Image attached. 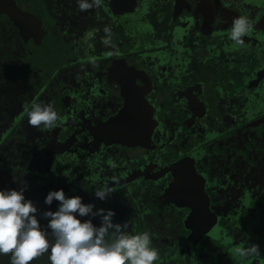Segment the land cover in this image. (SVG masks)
<instances>
[{
	"label": "flooded vegetation",
	"instance_id": "obj_1",
	"mask_svg": "<svg viewBox=\"0 0 264 264\" xmlns=\"http://www.w3.org/2000/svg\"><path fill=\"white\" fill-rule=\"evenodd\" d=\"M158 1L160 4L162 0ZM171 1H173L172 10L174 12L176 0ZM197 1L195 3L181 1L174 18L168 26L163 25L159 32L166 43V37L170 36L187 44L188 42L193 43V30H203V38L195 43L196 48L190 47L191 51L194 52L193 55H190L191 51L185 57L181 56V53H177L178 57L176 58L179 60L169 70L164 62L158 61L156 65L162 67L159 75L167 78L166 81L156 77L153 70L150 72L149 68H144L154 75L160 84H165L169 87L167 92H171L172 89L176 88L172 83L173 77L179 75L180 69L185 76L194 75L197 64H199V68L204 65L212 67L216 73L217 71H224L226 74L221 77L213 74L216 82L210 83L199 91L200 94L198 93L201 95L208 87L219 89V85H224L220 91L222 94L227 92L222 96V103L227 105L222 108L218 118L221 126L222 123H225L223 128L216 131L223 133L220 138H217L219 140L210 144L206 149L201 148V151H199L201 153L198 154L196 151L191 150L189 136L179 138L175 142L177 144H175L174 141H170V136L162 134L161 129L166 131L171 128L162 127L164 123L169 121H166L161 115L156 118L159 126L156 125V129L152 133L155 125L151 119L154 116L152 110H155L156 114L160 110L165 112V107L163 105L159 106L158 103L174 102L175 95L161 98L158 103L153 104L155 106L158 105V109L151 108L147 104L141 105L143 108L139 109L131 107L136 102L142 103L143 98L134 99L131 96H125L124 93H120L118 90L122 87V84L118 83L113 78V75L110 74L111 68L100 67L98 74L101 75V78L100 80H95L96 84L94 85V88L98 89L96 93L100 95L106 93V95L112 97L109 103H115L114 107L107 110L106 117L113 114V117H115L123 109L122 117L116 121L117 125L109 127L108 124L102 123L103 125L100 128L101 136L105 137V134L107 135L112 131L119 133V139L107 140V145H103L100 149L94 147L91 140L87 139V136H89V130L95 124L100 125L101 120L100 118H95L93 121L88 122L86 120L88 116L84 115L83 121L77 127L78 130L67 132L72 136V140L80 142L74 143L79 148L73 150L74 155L69 153L67 156L68 164H64V169H57L67 180L64 186L72 192L70 197L75 196L73 193H78L82 190H95L105 185L109 187L111 184L117 185L108 196L109 201L106 198L104 200L107 201L103 203V200L95 196L99 202H102L101 205H97L95 208L114 211L116 203L118 206L122 205L123 209L120 213L114 211L113 222L123 224L127 221L129 234L149 232L152 247L158 251V259L155 264H264V141H258L260 137L264 138V132L258 137V133H255L254 136L246 135L245 129H238V127L241 128L242 125L249 122L246 117L249 116L252 110H258V114L262 113L264 115V81H259L261 78L264 79V67L258 70V72H261L258 81H252V84H255L256 88L258 87V104L246 99L247 97L242 90L233 94L229 93L225 81L232 80L233 76L240 78L239 72L242 69L253 67V61L258 63V54L255 57L252 54H245L242 57L235 58L227 54L225 48H215L211 43V34L222 31L227 20L221 13L215 12L214 9L229 6L222 0L221 3L218 2L220 0H201L200 5H197ZM260 4L262 6V3ZM48 5L51 4L49 3ZM232 8L234 9H231L233 15H231V18L247 16L253 26H256L253 14L249 10L238 6V4ZM195 9L198 12H195ZM1 19L6 18L0 17ZM34 19L36 23L32 25L36 27L37 19ZM9 31L6 27V32ZM257 47L255 46V48ZM240 48L242 49V47ZM54 49L56 50H41L38 52L36 54V64L40 67L47 65L51 56H55L60 50V48ZM200 50L203 52L202 55L199 53ZM242 51L248 53L247 49ZM68 55L66 53L60 56L59 59H65ZM225 58L229 60L226 61L224 60ZM222 61L224 64L220 63ZM212 63L213 65H211ZM192 64L195 65L192 67L195 72L189 67ZM93 65L94 63L92 62H74L72 64L77 72H84V74H87ZM174 66L177 69H174ZM22 67L32 68L29 64H22ZM133 69L131 67L126 68L128 73H133ZM20 73L21 71L17 74ZM34 75H36V72H34ZM24 77L15 75L12 78ZM59 77V81L57 79V82L52 84L41 97L38 96L40 92L35 89L27 95L17 94L13 102L3 103L0 100V124L2 123V126H4L5 121L12 119L13 116L17 117L19 115L18 117H20L24 115V106L28 105L29 107L32 102L50 104L62 120L70 117L73 114V110L70 107L68 96L72 95V91L76 90L78 85L65 81L78 79L74 76L69 77L67 74H62ZM41 79L36 77L37 86H40ZM16 81L18 82V80ZM22 83L25 84L26 88V85H28L26 81H22ZM57 85L58 87L55 90ZM61 87L64 88L61 89ZM79 87L81 88V84H79ZM145 89L148 90V87L146 86ZM25 90H19V92H25ZM207 98L212 99L211 96H207ZM71 99L75 100L72 97ZM257 105L262 106L260 108ZM3 107L6 110L2 109ZM170 107L174 112L178 109L174 104H170ZM142 112L147 116L139 120V114L141 115ZM227 115L230 117H227ZM169 116H172V114ZM227 119L237 122V127L229 126L226 123ZM125 120L127 121L125 122ZM217 121L215 120L214 123L216 124ZM21 124H24L23 121ZM28 127L35 140L39 138L43 140L45 130ZM122 129H132L134 134L125 135ZM120 135L124 137L123 140L120 139ZM137 135L139 136V144L135 139ZM152 137L154 140L151 141ZM117 139L120 141H117ZM129 145H133V147L128 148ZM44 147L47 150V146ZM168 147L170 148L167 149ZM180 149L191 152L194 155L193 166L181 169V172L183 171L184 173L188 171L189 175L184 179L180 178L192 190L185 191L186 185L180 191L178 188L173 189L172 193L168 186L171 183L173 174L170 169H167V166L168 162L170 164L175 163L174 160L178 159L176 157L179 155ZM161 152H167L169 157H173H170L169 161L166 162L165 158L159 154ZM167 155L165 157H168ZM83 158L88 159V164L85 168L77 169L73 163L81 164ZM150 165L153 167L149 168ZM163 167H165L166 172ZM50 171V169L46 168L43 172L48 174ZM138 174L139 176L135 178ZM178 175L180 174L176 170V177ZM124 176L134 179L122 183ZM152 177L157 179L153 180L151 179ZM198 188H201L202 191H198ZM199 195L200 199L198 198ZM36 200L38 203L36 206L38 209L36 213L37 219L42 217L45 209L49 206H54L55 211L59 207V201L55 199L47 207L46 205L43 207V199L38 198ZM89 203L91 202H85V204ZM106 205H109V207ZM98 220H101V218H98ZM237 237L247 241L244 244H238ZM213 241L216 246L218 243L224 246L223 249H218L222 251H219L220 256H217L218 250L214 252V249L208 247L210 246L209 244L214 243ZM222 241L227 242L223 243ZM248 244H258L261 254L257 257L246 259L234 254V249L237 246H247Z\"/></svg>",
	"mask_w": 264,
	"mask_h": 264
},
{
	"label": "trees",
	"instance_id": "obj_2",
	"mask_svg": "<svg viewBox=\"0 0 264 264\" xmlns=\"http://www.w3.org/2000/svg\"><path fill=\"white\" fill-rule=\"evenodd\" d=\"M59 1L61 2L59 7L57 8L49 7L48 11L50 15H52L51 16L52 24L54 25L53 23L54 21L55 24L57 23L56 25L59 26V28L57 26L55 27L59 35L61 32L62 36L65 37L64 39L61 36H58L61 43L63 44L62 47H65L64 44L70 47L69 52L71 53L72 58L71 60L70 59H67V60L57 59V58L56 60H54L53 57H51L47 62L48 64L45 65L44 67H40L36 63H34L35 67L31 64L32 68H25L24 70L26 72V76L24 77V79L32 81L30 82L29 85H26V87L29 86V91L25 90V92H22V91L19 92V90L25 89V86H24L25 84H23L22 81L20 80H18L17 82L12 77H10L8 79V84H9L8 88H7V82H4V86L6 87V90L8 91L7 92L8 96L12 97L10 102H13L15 100V96L17 94L20 93L22 95H27L29 92H32L35 89H37V91L40 92L38 96L41 97L43 93L52 84L57 82V79L59 81L60 79L59 76L62 74H67L69 75V77L71 76L76 77L77 74L81 75L82 73L77 72L73 68L72 64L74 62L76 63V62H82V60H87V62L90 63L91 58L93 57L95 58V62L97 61V62L102 63L103 61L101 60L103 59L102 54L99 55L95 52H92V50L89 49L88 47L89 43L92 40L93 41L95 40L94 34L91 39L87 38L86 36L88 32H93L92 29H88V30L84 29V28H87V24L86 22H83L84 21L83 18L87 16L86 17L87 19L88 16H91L90 13L93 8L88 11H81L78 8L77 0L76 1L75 0H59ZM256 1H258V5L262 3V1L259 2L260 0H241V2L246 4V8L249 7L251 3H255ZM0 2H3L4 4H6L5 5L6 7L9 6L8 5L9 3H12L8 0H0ZM45 2L49 4L52 2V0H45ZM118 2H119V5L121 6L124 3L130 2V1L129 0H119ZM172 3L173 1H166L163 7H166L167 10L159 14L160 11H158L159 8L158 6H156V4L151 5L153 3L146 4L144 2V5H143V8H145L144 13L140 14V17L136 19V22L129 21L128 19H126V21H128L127 26L129 28V30L127 29L128 31L126 30V32L128 33L127 40H126V37L124 36L121 37L123 41H126L125 42L126 49H123L122 51H118L116 53L119 55L125 54L127 57L131 56L129 53V50L131 47L128 48V41L130 42L131 40H134V39L140 40V37H136V36H139V34H134L135 36L131 37L130 33H133L134 31H136L137 29H134V28L139 27V26H141V29L144 31V33L147 36L148 34L151 35L150 36L151 44L149 42H145L147 43V46L154 47V45L157 44V45H160L162 48L161 50L158 49L160 51L153 58L154 59L153 65H152L153 67L156 66V63L158 61H160V62H164L167 69L169 70L179 60L178 58H176L178 57L177 53H181V56L185 57L186 54L191 51L190 47L196 48L195 43L197 41L202 40L203 38V33H204L203 30H200V29L193 30L192 31L193 43L188 42L187 44L180 42V40H176L175 38H171L170 36L166 37L167 39V43H166L164 38L160 36L159 32L161 31L162 26L163 25L168 26L170 21L175 16V13L172 10V7H173ZM32 5L33 3L31 4L29 8H31ZM15 6L17 7L18 10H20L21 13L23 12V10L19 8L20 6H18L17 4ZM0 11H2V13H0V17L6 18V19L12 18L16 22L17 17L14 18L13 16H11L7 12V9L5 7L2 8V5L0 7ZM137 11L138 12L142 11V6L140 8H137ZM69 14H73V16L70 17ZM66 15L67 17H65ZM92 18L93 17L91 16V19ZM31 19H34V17H32ZM98 21H101V20L98 19ZM98 21L94 23H98ZM13 26L15 28L18 27V25L14 23H13ZM103 32H104V29H103ZM112 37H113L112 42H115L119 39V38H116L118 37V34L116 33ZM72 39L82 42L83 43L82 48H76L75 46H73V43L70 42ZM65 40L67 41V43L65 42ZM139 51H142V49ZM193 53L194 52L191 51L190 55H193ZM224 60L228 61L229 59L225 58ZM130 67L132 68V66ZM145 67L149 68L150 70L152 69L150 66H145ZM33 68L37 69L38 71L34 70ZM156 68L157 69L159 68L160 70H162L161 66H158ZM174 69H177V67L174 66ZM90 71H92V69ZM98 71L99 69L97 68L94 70L95 73L88 74L87 76L89 79L94 80L95 84H96L95 80L97 79L100 80L101 78V75L98 74L99 73ZM34 72H36V75H34ZM36 77L42 78L41 79L42 82L40 81L41 82L40 86H37ZM257 77L259 79V74L257 75ZM77 79L79 78L77 77ZM76 81L78 80H75V82ZM26 83L28 82L26 81ZM57 87L58 85L55 87V90ZM62 88L64 87H61V89ZM65 88H69V87H65ZM96 90L98 89H95V88L86 89L84 92L75 90V93L74 91H72V93L75 96L70 95L68 96V98L70 100V107L73 110V114L64 120H62V118L60 117V120L58 121L57 126L54 129L50 131L45 130L44 131L45 133L43 135V140H41L40 138L38 140H35L34 135H32V132L29 130L28 126L30 125L28 124V116H27L26 111H24V115L20 117H18L19 115L17 117L13 116L12 119H8L7 121H5L4 126H2V123L0 124V190H10V189L20 190L23 187L25 199L31 200L35 206H37L38 204L36 199L38 198L43 199L44 200L43 207H45V205L47 207L48 205L45 203V198L50 191H57V190L63 189L66 197L71 196L70 193L72 192L69 189H66V187L64 186L67 180L66 178L62 176V174L58 171L57 168L64 169V166H65L64 164H68L67 156L69 155V153L70 155H74L73 150H77V148H79V146L74 143H80V142H77V140L76 141L72 140L71 139L72 136L68 134L67 132L70 130L77 131L78 130L77 127L80 125L81 121H83L82 119L85 115V116H88V119H86L88 122L93 121V119L95 118H100L101 120L100 125L95 124L89 130V133H88L89 136H87V139L91 141L92 139H94V141H97L102 138V139H105L104 145H107V140H111V139L119 137V133H115L112 131L111 133H108L107 135H105V137H102L100 128L103 125L102 123L108 124L109 127L111 125H117L116 121L122 117L123 109H121L120 112H118L115 117H113L114 114L112 116L106 117L107 110L111 109V107H108V103L112 97H109L108 95H106V93H104L103 95H100L96 93ZM59 94H62V93H59ZM81 96H85V97L88 96L89 100L86 101L85 99L83 100V102H81L77 99V97H81ZM245 96L247 97V95ZM71 97L74 98L75 100H72ZM205 97L206 95L203 97V99H205ZM161 101H165V100H161ZM176 102H177V99L175 100V103ZM33 103L35 102H32L29 105V108L31 107ZM170 104L173 105V102L172 103L168 102L165 104L158 103L159 106L163 105V107H165V112H162L160 110V112L156 114L155 110H152L154 112V116L151 119L155 123L152 129V133H154L156 129L155 126L156 125L159 126L158 121L156 119L159 115H161L166 121H170L171 119H174L171 116H169L170 114L175 113L174 110L171 109ZM226 105H227L226 103H221L219 104V107L220 109H222ZM176 106H177V103H176ZM202 107L205 111L208 109V107L206 106L204 107V105H202ZM230 108H231V105H230ZM92 109L94 110L91 112ZM80 113H81V116H80ZM124 117H125V111H124ZM227 117H230V116L227 115ZM22 121L24 123L23 125L21 124ZM126 121L127 120H125V122ZM174 121L178 123L177 120H174ZM200 124L201 125H197L196 128L198 127L203 128V126L206 125L204 124V122H200ZM31 128L35 129L33 127ZM122 131L124 132L125 135L134 134V130L132 129H128V130L122 129ZM181 131L182 129L179 127H177V129H172V128L167 129L166 131L161 129L162 134L164 133V136L166 135L170 136L171 137L170 141H174V143L179 138L180 139L183 138L184 135ZM221 134L223 135V133L221 132L212 133L204 137V139L197 141L196 143H194V140L190 138V144H189L190 148L192 151H196V153L200 154L201 152L199 151H201V148L206 149L210 144H213L216 141H218L219 139L217 138H220ZM118 139L117 141H120ZM152 140H154L153 137L151 138V141ZM258 141L263 142L264 138L260 137ZM44 146H47V150ZM130 147H133V145L128 146V148ZM169 148L170 147H168L167 149ZM202 151L204 150L202 149ZM163 152L159 154L163 158H165L166 162L169 161L170 157H173V156L169 157L167 155L169 153L167 152L163 153ZM165 155H167L168 157H165ZM176 158L178 159L174 160L175 163L170 164L168 162V166H167V169H170L171 173L173 174L171 183L168 186L172 193H173V189L175 190V188H178L180 191L186 186V183H184L185 181L181 180L180 178L182 177L184 179L186 176L189 175V172L188 171L185 173L183 171L181 172V169L191 168L194 163V161L192 162V160H194V155H192L190 152H187L186 150L180 149L179 155H177ZM86 159L87 158H83V160L81 161V164H77V163H73V164L77 169L85 168V166L88 164V159L87 160ZM152 167L153 166L150 165L149 168H152ZM46 168L51 170L50 172H48V174L43 172L44 169ZM163 169L166 172L165 167H163ZM176 170L180 174L177 177H176ZM151 179L155 180L157 178L152 177ZM112 185H115V184H111L110 187ZM105 186H108V185H105ZM73 194L75 196H80L82 198L83 203H85L86 201H90L95 206L101 205L102 203L96 199L94 189H87L86 191L82 190V191H79L78 193H73ZM106 201L107 200H103V203H105ZM106 206L109 207V205H106ZM122 209H123V206L122 205L118 206V204L116 203L114 211L116 213H120ZM48 210H51L54 212L55 208L54 206H49L48 208L45 209V211H48ZM95 210L97 209L94 208V211ZM78 218L81 221L91 219L92 223L95 226H98L101 224V220H98V218H100L99 216H96V217H91V216L79 217L78 216ZM38 220L40 222L41 227L47 230L46 226L48 224V219L44 218L42 215V217L39 218ZM238 237H237L239 241L238 244L240 243L244 244L247 241L246 239L243 240V239H239ZM222 242L225 243L227 241H222ZM219 244L221 243H218V245ZM209 245L210 246L208 245L207 246L214 249V252L217 250L215 247H218V245L216 246L215 242ZM219 251L217 253V256L221 255ZM222 254H225V253H222ZM48 256H49V253H45L42 256L38 257L37 259H34L31 262V264H50ZM0 264H11L10 256L0 255Z\"/></svg>",
	"mask_w": 264,
	"mask_h": 264
},
{
	"label": "rangeland",
	"instance_id": "obj_3",
	"mask_svg": "<svg viewBox=\"0 0 264 264\" xmlns=\"http://www.w3.org/2000/svg\"><path fill=\"white\" fill-rule=\"evenodd\" d=\"M19 8L23 10V12L17 16L16 22L12 18L8 19H1L0 20V100L3 101V103L9 102L12 97H9L7 94L6 87L4 86V82H7V88H8V79L10 77H13L15 75L19 76H26L25 68L22 67V64H31L35 67L36 63V54L40 52L41 50H56L54 48H60L59 52L56 53L53 57L54 60L56 58H60V56L68 53L70 51V47L64 44L65 47H62L63 44L61 43L58 36H61L65 39L64 36H62V33L60 32V35L58 31L56 30V26L59 28L58 25H54L51 22V16L48 12V6H51L52 8H57L61 2L59 0H52L50 3L51 5H48L45 0H13ZM37 1V2H36ZM130 2H126L122 5L121 12L124 14L122 17V20L128 19L129 21L136 22V19L140 17L141 13H144L145 8H143L144 2L147 3H153L151 5L156 4L158 6V11H160L159 14L163 13L167 10L166 7H163L164 3L169 0H162L159 4L158 0H129ZM138 1V2H137ZM171 1V0H170ZM264 1L260 0L259 2ZM36 2L31 8L32 3ZM255 4L258 5V1L255 2ZM142 6V11H137V8H140ZM31 11V12H30ZM105 9L101 11V13H105ZM2 13V11H0ZM32 13V14H31ZM126 14V16H125ZM71 16V14H69ZM32 17L37 19V25L36 27H33V23H36L35 19H31ZM67 17V15L65 16ZM102 18H104L103 15H101ZM150 17V16H149ZM188 18V17H187ZM128 22V21H127ZM13 23L17 24L18 27L14 28ZM114 23V19H111V25ZM6 27L10 30L9 32H6ZM134 29H137L133 33H130V36H135L134 34H139L140 40H131L128 41V48H130L129 53L131 56L127 57L125 54L119 55L116 52L122 51L125 48V42H122L123 39H121V35H127V32H119L117 41L112 42L110 45H104L102 43L103 38V31L102 29L99 31L97 35V39L100 41H96L94 44H90L89 47L92 50V52H95L97 54L103 55L102 61V67H108L111 68L110 74L113 75V78L116 79V81L120 84H122V87L118 90L120 93H124L125 96H131L132 98H143V102L134 103L131 107H141V105H149L151 108L158 109L157 106L153 105L158 103V101L161 98H166L169 95H175V99H177L178 106H181L183 109L182 111H179L176 115L175 119H171L169 122L164 123L162 125L163 128H172L177 129V127H188L192 123H196L198 120H201L204 122L205 127L204 128H198L197 132L199 134V137L196 140H201L204 138L206 133H212L214 131H217L225 126V123H222V126L220 124V120L214 123V120L212 119L213 116L219 118L220 111L217 106V102L219 98H222L224 94L221 93L220 89L224 87V85H219V89L216 87L206 88L201 95H199V91L202 88H205L210 83L216 82L214 79V76L221 77L224 76L226 73L224 71H217L214 72L212 67H208L206 65L199 68V64H197L196 72L194 75L191 76H185L183 71L180 69L179 75L173 77V84L175 85V91L174 92H167L169 87L165 84H160L158 82L159 79H162L164 81L167 80V78L162 77L159 75V72L161 71L159 68L153 67L150 63L151 60L147 59L145 54H141V58L137 55V51L143 49L145 46H147V43L150 41V36H148L144 33V31L141 29V26L136 27ZM228 30V28H227ZM121 36V37H120ZM111 38L112 35H111ZM135 38V37H134ZM127 40V37H126ZM112 41V40H111ZM67 43V41L65 40ZM211 43L212 45L217 49H223L225 48L226 53L230 56H234L235 58H239L247 55H253L255 57L256 54H258V63L253 61V67L256 70H259L260 68H263L264 65V46L257 48H248L247 52L245 53L242 51V49H237L234 43L230 42V39L228 38V34L226 31H220L211 34ZM85 45V44H84ZM109 53H112L109 55ZM200 55L203 54L202 50L199 51ZM39 57V56H38ZM37 57V58H38ZM71 53L69 52V55L65 57V60L71 59ZM82 62H87V60H82ZM223 63L224 62H220ZM213 65V63L211 64ZM132 66L133 73H128L126 70L127 67ZM145 66H150L154 74L152 75L150 72L145 69ZM195 66L194 64L191 65L190 68ZM96 67V65H95ZM248 69V68H246ZM21 71L20 74H17ZM151 74V75H150ZM214 74V76H213ZM252 75V74H251ZM46 76V74H45ZM249 76H241L240 78H237V76H233L232 80L225 81L226 88L229 93H237L243 90L245 87H247ZM14 80H21V81H27L30 84L29 80H26L24 78H17ZM171 81V80H170ZM65 82H72V84H77L74 80H66ZM146 86L148 87V90H146ZM29 91V86L25 88ZM110 89L113 90L112 87ZM6 90V91H5ZM199 93V94H198ZM206 95L211 96L212 99L206 98L203 99V97ZM210 102V103H209ZM115 103H108V107H114ZM202 105L204 107H208L206 110L203 109ZM2 109L6 110L5 107ZM139 120L146 118L145 113L139 114ZM247 118V124L244 131H246V135H252L254 136L255 133H258V137L262 135V132H264V115L262 113L258 114V110H252ZM184 119V123H180V121ZM174 120H178L179 122L176 123ZM186 121V122H185ZM250 121H252L250 123ZM226 123L229 124L231 127H237V122H232V120H226ZM193 126V125H192ZM218 128V129H217ZM257 130H256V129ZM238 129H241L238 127ZM106 135V134H105ZM185 137H188L189 135H184ZM227 136V135H225ZM224 136V137H225ZM123 136L120 135V139L123 140ZM135 139L137 143L139 144V136H135ZM94 147L100 149L105 143V139H99L97 141H91ZM253 143V142H252ZM250 143V144H252ZM229 149V148H228ZM205 155V154H204ZM204 157V156H203ZM206 158V157H205ZM194 160H192L193 162ZM189 164V163H188ZM235 171V169H234ZM139 175H137L138 177ZM136 177V178H137ZM134 178H130L129 176H124L122 178V183H125L129 180H133ZM249 182V181H248ZM117 185H112L111 188L114 189ZM217 250L218 248H223L222 244H219L218 247H215ZM219 251V250H218Z\"/></svg>",
	"mask_w": 264,
	"mask_h": 264
},
{
	"label": "clouds",
	"instance_id": "obj_4",
	"mask_svg": "<svg viewBox=\"0 0 264 264\" xmlns=\"http://www.w3.org/2000/svg\"><path fill=\"white\" fill-rule=\"evenodd\" d=\"M103 0H77L81 11L99 8ZM253 24L246 16L234 18L228 38L235 46L242 47ZM104 45H110L111 30L104 28ZM93 37L92 32L86 34ZM112 53H109L111 55ZM95 63V58H91ZM28 124L40 130H52L60 117L50 104L25 105ZM114 189L103 186L95 189L98 199H106ZM59 201L56 211H45L47 230L41 227L36 213L37 207L26 200L24 188L0 190V255H9L11 264H31L34 259L49 253L50 264H155L158 251L152 247L149 232L129 234L128 223H114L115 212L103 208L94 211V204H85L80 196L66 197L63 189L50 191L45 203ZM79 217L99 216V227L91 219L81 221ZM50 230V231H48ZM111 233V237H110ZM51 237V239H50ZM110 237V238H109ZM234 254L241 258L257 257L261 254L258 244L237 246Z\"/></svg>",
	"mask_w": 264,
	"mask_h": 264
},
{
	"label": "water",
	"instance_id": "obj_5",
	"mask_svg": "<svg viewBox=\"0 0 264 264\" xmlns=\"http://www.w3.org/2000/svg\"><path fill=\"white\" fill-rule=\"evenodd\" d=\"M8 1L12 2V3L8 4L9 6L6 7L5 6L6 4H4L3 2H0V7H1V5H2V8L5 7L7 9V12L11 16H13L14 18L19 16L21 14V12L15 6L16 3L13 0H8ZM118 1L119 0H103L102 5L99 8H93L92 9V11L90 13V15L93 17L92 19H91V16H88L87 19H86L87 16L85 18H83L84 19L83 22H86V24H87V28H84V29L85 30L92 29V31H93L92 33L94 34V38H95V40L94 41L92 40L89 43V45L90 44H94L96 41L100 42L97 39V35H98V33H99V31L101 29L103 31L105 26L110 28L112 36L115 33L118 34L119 32H126L127 29L129 30V28L127 26V21L126 20H122L123 19V17H122L123 14L121 12L122 5L120 6ZM181 1H184L186 3H195L197 0H176L175 10H174L175 14H176V11H177L178 7L180 6V2ZM222 1L224 3H226L230 7L229 8L227 6H223V7L214 9L215 12H217L219 14L221 13L224 16V18L227 20L226 25L224 24V27H223L222 31H226L227 34H229L234 18L240 17V16H237V17H234V18L232 17L231 18V15H232V10L231 9H234L232 7L236 6V4H238V6L249 10L253 14L252 16H253L254 24H256V26L255 25L253 26L252 31L246 37H244V41H245L246 38H247V40L245 41L244 45L242 46V50L247 49V47L248 48H254L255 46L257 47V45L263 47L264 46V25H263V23H264V1H262V6H261V4L260 5H256L254 3H251L250 6L247 7V8H246V4L241 2V0H222ZM200 2H201V0H198L197 1V5L198 4L200 5ZM218 2L221 3V0L218 1ZM258 7H260V8L258 9ZM103 9L106 10L105 13H101V11ZM122 9H125V8H122ZM195 12H198V10L195 9ZM101 15H103L104 18H102ZM72 16H73V14H71L70 17H72ZM112 18L114 19V23L111 25L110 23H111V19ZM98 19L101 20V21H98ZM97 21H98V23H94V22H97ZM104 22H106V23H104ZM94 26H96V27H94ZM123 27H125V28H123ZM227 28H228V30H227ZM105 36H106V33L103 32V38ZM121 36L127 37V35H121ZM111 40H112V38H111ZM70 42H72L73 46H75L76 48H82V46H83L82 42L76 41L75 39H72ZM123 42H126V41H123ZM230 42H232V41L230 40ZM89 45H88V47H89ZM90 48L91 47H89V49ZM237 48L239 49L240 46H237ZM158 49H160V45H157V44H155L154 47L145 46L142 49V51L138 50L137 55L139 56V58H141L142 57L141 54H145L147 59L152 61L150 64L153 65V60L152 59L160 51ZM262 58L264 60V56ZM82 63H84V62H82ZM95 65H96V67H95ZM158 66H160V65H156L154 67H158ZM100 67L102 68V63L96 61L94 63V65H93V67H92V71H88L87 74H84V72L81 75L77 74L76 78L78 77L79 79H78V81H76V83L78 85L76 90L84 92L86 89H94V85H95L94 80L89 79L87 76H88V74L95 73L94 70L97 69V68L99 69ZM189 67H191V66L189 65ZM191 69H192L193 72H195L193 68H191ZM239 73H240V77L241 76H249L250 77L249 80H248L247 87H245L242 91L244 92V95H247V99L248 100L258 104V87L256 88V85L252 84V81H254V80L258 81L257 80L258 79L257 75L259 74V78H260V73L261 72L260 71L258 72V70H256L254 67H251V68H248V69H246V68L242 69ZM259 81L260 82L264 81V79L261 78ZM79 84H81V88L79 87ZM258 86H259V84H258ZM174 91H175L174 89L171 90V92H174ZM74 93H75V90H74ZM72 95L75 96L73 93H72ZM171 96H174V95L171 94ZM77 99L79 101H81V102H83V100H85V99H86V101L89 100L88 96L87 97H85V96L77 97ZM222 102H223V99L219 98V100L217 102V106H218L219 111L222 110L219 107V104H221ZM176 103H175V101L173 102L174 105H176ZM257 106L261 108L262 105L261 106L257 105ZM177 108L178 109L171 116L174 119L176 117H178L176 114L179 111H182V109H183L181 106H178V104H177ZM204 112L206 113V111H204ZM182 113L184 114L183 111H182ZM212 119L214 121L218 120V118L215 117V116H213ZM200 122H203V121L198 120L196 123L195 122L192 123L193 126L190 124L188 127L184 126V127H179V128L182 129L181 132L183 133V135L188 134L189 137L194 140V143H196L198 141L196 139L199 137V134L197 132V129L199 127L196 128V126L197 125H201ZM180 123H184V119H182L180 121ZM204 127L205 126H203V128ZM245 127H246V124L242 125L241 129H246ZM215 132L216 131H214L212 133H215ZM212 133H206L204 137H206L207 135H210ZM92 141H94V139H92ZM191 154H193V153H191ZM186 185H187V183H186ZM191 190L192 189L187 185V188H186L185 191H191ZM198 191L201 192L202 189L198 188ZM198 198L199 199L201 198L200 195H199Z\"/></svg>",
	"mask_w": 264,
	"mask_h": 264
}]
</instances>
